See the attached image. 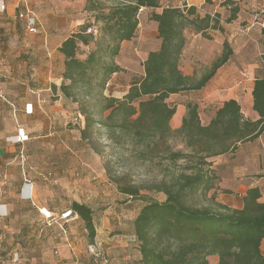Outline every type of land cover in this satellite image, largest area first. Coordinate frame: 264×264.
<instances>
[{"label":"trees","instance_id":"trees-1","mask_svg":"<svg viewBox=\"0 0 264 264\" xmlns=\"http://www.w3.org/2000/svg\"><path fill=\"white\" fill-rule=\"evenodd\" d=\"M159 4L160 0H118L106 11L95 13L94 23L98 26H79L58 48L64 59L58 90L73 103L79 102L78 95L81 97L80 111L74 117L76 124L83 125L80 140L101 156L102 150L92 139L95 126H99L110 141L120 146L129 142L141 162L168 161L157 164L167 179L146 188L163 194L165 199L160 202L141 194L143 187L116 177L108 162L104 167L108 180L116 185L120 195L144 202L131 222L129 233L136 255L125 264H209L210 257L216 258V264H264L260 251L264 239V203L258 202L260 194L256 188L246 192L241 209L214 202L207 206L189 202L197 193L205 195L213 189L218 179V166L213 165V158L234 150L238 143L252 141L264 130V51L260 56L262 72L255 78L252 90L256 121L244 119L239 104L230 99L203 125L197 105L188 102L179 127L172 129L170 121L176 109L168 98L202 89L232 58L233 50L229 43L223 42L221 54L198 78L183 75L179 64L186 44L184 30L191 27L204 36L208 29H218L219 23L208 14L200 17L192 6L165 7L150 15L156 23L160 44L142 62L141 77L129 82L121 99L104 95L109 78L122 70L114 58L121 44L134 38L140 10L155 9ZM231 9L226 23L236 18L237 6ZM91 26H96V35L87 33ZM260 35L264 48V27ZM92 42L94 49L83 60L79 59V46ZM55 90L52 86V91ZM93 95L94 103L90 102ZM97 108L98 118L94 114ZM174 138L180 140V150H172ZM178 161L185 165L177 166ZM43 209L54 214L70 212L72 218L82 222L88 242L94 243L96 228L91 207L72 201L69 209L61 212ZM55 225L59 234H63L60 226L67 228L63 221ZM97 257L93 254L87 260L97 263Z\"/></svg>","mask_w":264,"mask_h":264},{"label":"rangeland","instance_id":"rangeland-1","mask_svg":"<svg viewBox=\"0 0 264 264\" xmlns=\"http://www.w3.org/2000/svg\"><path fill=\"white\" fill-rule=\"evenodd\" d=\"M2 1L6 9L0 12V87L4 97L10 100L9 104L0 103V264H91L87 258L93 254H98V261L93 264H125L136 255L129 233L131 222L144 202L120 195L116 185L108 180L104 167L108 162L116 177L143 187L141 194L160 202L165 196L146 188L167 179L157 164L168 161L141 162L129 142L120 146L110 141L107 132L99 126H95L92 139L103 154H95L80 140L79 131L83 125L74 122L80 111V95L78 103L64 98L60 101L56 97L62 96L59 90H51L48 93L49 112L40 117L23 115L22 105L12 102L18 93L21 98L31 94L32 76L41 81L51 70V79L55 82L62 67L61 59L56 57V46L83 24L98 26L94 23L95 13L106 11L118 0ZM215 6L219 7V13L213 14V18L219 24L226 23L231 8H238L235 23L228 24H236L233 33H236L235 28L245 32L239 31V37L233 39L239 49L233 59L241 62L240 51L244 50L248 53V57L243 58L248 60L245 66L260 64L259 54L264 51L260 35L264 27V0H204L203 16V7ZM22 11L36 16L37 34L25 30L17 17ZM212 34V29H208L202 36L203 42L211 45ZM155 41L149 14L148 18L141 14L134 38L122 43L114 58L122 70L109 78L106 96L121 99L129 82L141 77L142 60ZM93 49V42L88 46L80 45L78 58L83 60ZM173 98L169 102L176 101ZM95 99L93 95L90 102L94 103ZM97 110L94 111L96 118ZM170 125L175 128V121ZM18 128H22L29 139L20 145L7 142L8 137L16 138ZM171 147L173 151L180 150L182 144L174 138ZM183 165V161L177 162V166ZM219 176L217 174L213 189L205 195L197 193L189 202L199 206L212 202L223 204L226 189ZM29 187H32V194L26 199L22 194ZM72 201L84 203L93 211L96 236L92 245L79 219L67 222L63 235L55 224L47 227L38 210L45 207L61 212L69 209ZM215 260L209 258L208 262L216 264Z\"/></svg>","mask_w":264,"mask_h":264},{"label":"crops","instance_id":"crops-1","mask_svg":"<svg viewBox=\"0 0 264 264\" xmlns=\"http://www.w3.org/2000/svg\"><path fill=\"white\" fill-rule=\"evenodd\" d=\"M203 4L204 0H160L158 8L141 9L138 19L141 14L148 18V14L150 16L153 12L160 13L165 7L183 8L184 6L195 7L196 13L202 17L203 14L201 8ZM218 9V6L209 9L203 7L205 14H208L211 17H213V14L219 13ZM26 13L29 12L22 11L17 14L18 19L23 22V26L25 18H20L19 15ZM32 15L34 14L32 13ZM234 21L235 19L232 22ZM151 23L156 34V41L154 47L148 52L157 50L160 44V40L157 38L156 23L153 21H151ZM235 25L236 24L231 25L221 22L219 24V26H221L220 29L212 30L214 34L211 35L213 38L211 45L203 42L200 33L191 28H186L184 30L186 44L182 50L179 64V69L182 74L188 77L198 78L203 71L209 68L211 63L221 54L223 42H227L232 46V42L235 40L234 38L237 36L239 37V29L235 28L234 31L236 33L232 32ZM240 32L244 33L245 31L241 30ZM66 38L67 37L62 41ZM62 41L55 48L56 57L62 61V67L59 70V75L56 77L55 82L51 79V70L48 72V77H44L41 81L34 79V76H32L31 94H27L24 98H21L19 97L20 93H18V95H16L17 98L12 99L13 103H19V105H22L21 112L23 115L33 114L34 116L40 117L42 114L47 115L49 112L48 93L51 92L52 86H55L56 90H58L62 82L64 59L58 52V48ZM237 45L236 42L234 45L235 48L232 46L233 55L231 59L234 61L231 62L230 59L227 63L221 66L202 89L179 93L168 98V103L176 109L175 114L171 119L172 122L175 121L176 126L175 128L171 127L172 129L179 127L181 119L185 114V104L188 102H193L197 105L198 115L203 125H207L214 116L215 111L223 104V102L230 99L235 100L239 104L244 119L252 122L258 119V115L252 109V90L255 78L259 77V74L262 72L261 61L260 59L258 61L260 64L249 63L250 65H248V67L245 66V62H248V60L245 61L243 58L248 57V53H245L244 50L240 51L241 62L233 59V57H237L239 51ZM148 52L144 55L142 62ZM261 54L262 53L259 54V58ZM238 57L240 58V56ZM200 62L204 63V65H200ZM49 64H51V62H49ZM128 87L129 85L126 87V91ZM1 95L0 103L5 102L9 104L10 98L4 97L2 90ZM104 95H106L105 92ZM51 96L53 95L51 94ZM56 97L60 101L63 99V97L59 95H56ZM171 97H174L173 99L176 101L169 102ZM21 132L26 137V140L23 142H16V138L14 139L13 137L6 138V141L9 143H19L17 145L23 144L29 139V135H26L22 128H18L15 132V136L17 137ZM212 161L214 166H218L216 174H218V176L220 175L219 177L222 181V185L226 189L223 198L224 205L232 209H241L243 206V197L246 192L252 188H256L260 194L258 202L264 203V130L252 141L238 143L234 150L213 158ZM29 189L32 194V187H29ZM25 192L27 193L26 190ZM260 251L264 257V239L261 241ZM210 258L215 259V257ZM215 262H217V260H215Z\"/></svg>","mask_w":264,"mask_h":264},{"label":"built area","instance_id":"built-area-1","mask_svg":"<svg viewBox=\"0 0 264 264\" xmlns=\"http://www.w3.org/2000/svg\"><path fill=\"white\" fill-rule=\"evenodd\" d=\"M4 10H5V5H4L3 1L0 0V12H3ZM19 17L25 18L24 28L29 34H36L38 32V20L34 15L26 13V14H20ZM87 33H90L92 35H96L97 34L96 26H91L90 28H88ZM1 97H2V95H1V90H0V98ZM74 121H76V119H74ZM24 140H26V137L21 132V134L16 137V142H23ZM24 198L30 199L31 198V192H29V194L27 196H24ZM39 212L41 215H43L44 222L46 223L47 226H52L53 224H58L61 221L67 223V222H70L72 219H74L71 217L70 212H66L63 214H54V213H50V212L45 211L43 208L39 209ZM60 230L62 231L63 234L66 233L65 229L61 226H60ZM95 255L97 256L98 254H95Z\"/></svg>","mask_w":264,"mask_h":264},{"label":"bare ground","instance_id":"bare-ground-1","mask_svg":"<svg viewBox=\"0 0 264 264\" xmlns=\"http://www.w3.org/2000/svg\"><path fill=\"white\" fill-rule=\"evenodd\" d=\"M25 190L27 191V193L25 192ZM29 192H30V189H29V191H28V188H25V189L23 190V195H24V196H27V195L29 194Z\"/></svg>","mask_w":264,"mask_h":264}]
</instances>
